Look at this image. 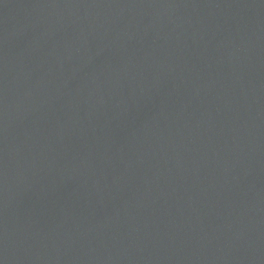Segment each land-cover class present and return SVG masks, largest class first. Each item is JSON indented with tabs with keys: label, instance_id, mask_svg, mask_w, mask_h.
<instances>
[{
	"label": "water",
	"instance_id": "95a60500",
	"mask_svg": "<svg viewBox=\"0 0 264 264\" xmlns=\"http://www.w3.org/2000/svg\"><path fill=\"white\" fill-rule=\"evenodd\" d=\"M0 264H264V0H0Z\"/></svg>",
	"mask_w": 264,
	"mask_h": 264
}]
</instances>
